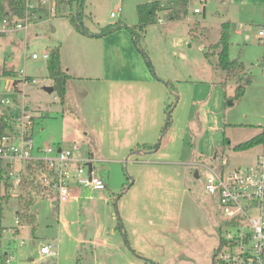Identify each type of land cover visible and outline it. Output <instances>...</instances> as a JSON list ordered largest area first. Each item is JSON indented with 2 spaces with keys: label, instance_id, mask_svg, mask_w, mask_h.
Returning <instances> with one entry per match:
<instances>
[{
  "label": "rangeland",
  "instance_id": "obj_1",
  "mask_svg": "<svg viewBox=\"0 0 264 264\" xmlns=\"http://www.w3.org/2000/svg\"><path fill=\"white\" fill-rule=\"evenodd\" d=\"M52 1H58L55 13L37 11L26 31L0 34V99L15 96L20 72L34 78L18 87L35 115V137L43 145L77 143L76 156L92 146L107 187L56 204L35 194L38 187L28 180L6 188L0 179V264H212L221 211L218 198L205 192L203 165L223 161L229 172L264 150V143L234 149L264 130V38L258 37L264 0H189L187 15L168 19L161 10L162 22L139 32L137 42L125 24L137 23L136 4L147 0H84L76 24L87 34L68 17L77 16V6ZM117 22L99 36L113 34L105 45L120 47L111 56L93 38ZM221 22L230 24L229 57L244 65L240 96L237 77L225 78L216 56L203 54L212 51ZM54 48L75 76L69 113L44 89L52 80L41 54ZM144 143L152 148L139 153ZM0 169L12 182L5 162ZM18 194L22 205L33 197L32 224L16 222ZM43 244H52L53 253L40 255Z\"/></svg>",
  "mask_w": 264,
  "mask_h": 264
},
{
  "label": "built area",
  "instance_id": "obj_2",
  "mask_svg": "<svg viewBox=\"0 0 264 264\" xmlns=\"http://www.w3.org/2000/svg\"><path fill=\"white\" fill-rule=\"evenodd\" d=\"M40 9L55 13L56 3L24 0L20 18L10 21L0 19V34L26 31L38 18L37 11ZM197 12L199 9L194 8L193 13ZM115 15L114 11L110 12L111 17ZM157 20L162 22L160 16ZM258 37L264 38V25L259 28ZM48 56V52L41 54L45 59ZM38 57L36 53L31 54L33 59ZM20 73V78L13 85L15 96L0 99V104L9 112L6 128L0 126V162H5L12 186L20 188L26 180L32 181L41 193L56 203L73 198L77 188L78 196L84 190H104L106 180L98 174L91 157L81 158L74 154L79 148L77 143L59 148L53 145L35 146L32 133L35 117L25 102L24 89L18 87L28 78L25 73ZM88 164H91L90 172ZM224 164L222 161L219 167L203 165L206 169L205 192L218 198L221 211L216 262L264 264V150L249 165L237 166L225 172ZM16 222L19 223L18 220ZM53 247L46 244L40 247L39 252L50 255Z\"/></svg>",
  "mask_w": 264,
  "mask_h": 264
},
{
  "label": "trees",
  "instance_id": "obj_3",
  "mask_svg": "<svg viewBox=\"0 0 264 264\" xmlns=\"http://www.w3.org/2000/svg\"><path fill=\"white\" fill-rule=\"evenodd\" d=\"M60 3L66 1V3L72 5L74 4L78 8L77 16L73 14H69L70 22L74 25V27L81 33L87 34L86 30L80 27V25L76 24L82 14V8L84 0H59ZM189 0H148L143 3H139L136 5L137 12V23L133 26H126L129 31L134 36L135 42L138 41L139 32H142L149 24H154L157 22L158 13L163 10H168V19H180L187 15V6ZM24 0H0V19L7 18L9 21L13 18H20L23 13ZM119 25H121L119 23ZM118 22L113 25H108L102 28L99 34H95L97 37L105 35L114 31L118 26ZM229 22H221L219 36L216 42L212 45V51H204L203 54L206 58L211 57L212 55L216 56V67L223 71L225 78L237 77L238 85L235 90L236 96H240L243 93L244 85L240 83L241 76L240 74L244 70L243 63L238 59H231L229 57ZM47 69L48 76L52 80L53 91L56 94V98L58 99L62 112L69 113V105L66 98V81L71 77V75L63 70L60 65V54L58 48L51 49L49 51V56L47 58ZM16 83V80L13 81V85ZM168 109L169 104L165 105ZM2 129H5L7 126V122L5 120L1 121ZM227 142V138H225ZM264 143V130L257 133L253 137L243 142H240L234 145V149L237 151L247 150L251 147H254L259 144ZM143 149H151L152 147L146 143L142 145ZM0 179L3 180L4 186L12 187V182L5 178L4 172L0 169ZM32 183V181H30ZM34 183V182H33ZM107 185V184H106ZM34 187H38L37 185H33ZM39 188V187H38ZM29 195V194H28ZM6 197V196H2ZM22 195L18 194V200L21 205L20 210L17 211V220L27 221L29 223H33L35 221L34 214L29 211L30 206L33 203V197L29 195L27 200L22 203ZM2 212L0 207V236L4 227L1 225ZM212 264H218L215 259V250L213 253Z\"/></svg>",
  "mask_w": 264,
  "mask_h": 264
},
{
  "label": "crops",
  "instance_id": "obj_4",
  "mask_svg": "<svg viewBox=\"0 0 264 264\" xmlns=\"http://www.w3.org/2000/svg\"><path fill=\"white\" fill-rule=\"evenodd\" d=\"M148 1V0H147ZM56 4H57V2L58 1H54ZM146 2V1H145ZM137 4H139V3H137ZM136 4V5H137ZM39 11H41V12H47V10H45V9H40ZM125 24V23H124ZM126 26H128L127 24H125ZM123 33H125V32H123ZM115 34V33H114ZM113 34H111V35H108V36H105V37H97V38H93V39H97V40H95L96 41V44L95 45H97V46H100L101 48H102V51L105 53V52H107V53H111L110 55L111 56H113L114 55V53H115V51H118V49H119V47L120 46H117V45H115V44H108V45H105V43H106V39H109L110 38V36H112ZM246 37H247V35H246ZM123 41H125V39L123 40ZM127 45H126V43L125 42H123V46H125V47H128V45H130L129 43H130V40H129V38H127ZM201 46L202 45H199V48H201ZM63 70H66L67 72H68V69L66 68V69H64V68H62ZM69 73V72H68ZM70 75H71V77L66 81V98H67V102L69 103V100H70V95H69V97H68V87L71 85V81H72V78H74L75 76H73L71 73H69ZM26 75V74H25ZM26 78H28L27 80L28 81H31V82H35L36 80L34 79V78H32V77H30V76H28V75H26ZM16 80V79H15ZM14 81V80H13ZM114 82V80H112V79H110L109 80V84H108V87H109V91H110V86L112 85V83ZM13 83V82H12ZM48 86H52V81L48 84ZM2 105L0 104V107H1ZM8 109L7 108H3V107H1V112H0V125H1V121L2 120H5V121H7V119H8V114L9 113H7L8 111H7ZM71 110V109H70ZM33 111V110H32ZM71 113V116H73V118H74V120H76V121H79V113H74V112H70ZM67 115H69V114H67ZM34 117H35V115H34ZM35 120H36V118L34 119V125H35ZM32 133H33V138H34V141H35V146L36 147H41V146H44L42 143H40L39 142V140L35 137V135H34V126H33V130H32ZM83 134L84 135H86L87 136V134H88V131L86 132H84L83 131ZM68 140L71 142V143H73V142H75L76 140L74 139V136L73 135H68ZM53 146H57L58 148L59 147H65V146H63V145H61L60 144V142H57L56 144H54ZM144 150H146V149H142V150H138V152L139 153H144V152H142V151H144ZM86 155V154H85ZM79 157H81V158H85V157H91V159L93 160V165L95 164V161L97 160V156H96V153L94 152V150H93V148H92V146L90 147V149L87 151V155L86 156H83V155H79ZM96 168V167H95ZM98 174H100V173H98ZM101 175V174H100ZM102 176V175H101ZM104 177V176H103ZM107 184V183H106ZM106 187H107V185H106ZM77 190L75 189L74 190V192H75V196L73 197V198H71V199H73V200H75V201H78V200H80L81 199V197H82V194L80 195V196H78V194H77V192H76ZM37 193V195L39 194L41 197H45V198H49V197H47L46 195H45V193H41L39 190H37V192H35V194ZM50 200H52L54 203H56L52 198H49ZM56 204H58V203H56ZM17 220V219H16ZM19 222V221H18ZM20 223H18V225H19ZM18 228H16L15 230H14V233H17L16 232V230H17ZM45 244H43V245H41V246H44ZM40 246V247H41ZM40 249V248H39ZM39 254H40V252H39ZM41 255V254H40ZM43 256V255H42ZM147 260V259H146Z\"/></svg>",
  "mask_w": 264,
  "mask_h": 264
},
{
  "label": "water",
  "instance_id": "obj_5",
  "mask_svg": "<svg viewBox=\"0 0 264 264\" xmlns=\"http://www.w3.org/2000/svg\"><path fill=\"white\" fill-rule=\"evenodd\" d=\"M44 89L46 91H48V92H52L53 91V87L52 86H45ZM169 113H170V111H169ZM155 150H157V145L152 151H155ZM88 170H89V172L91 171V164H88Z\"/></svg>",
  "mask_w": 264,
  "mask_h": 264
}]
</instances>
